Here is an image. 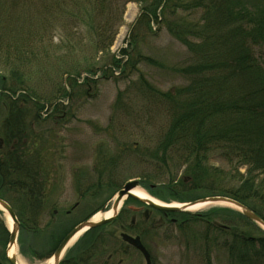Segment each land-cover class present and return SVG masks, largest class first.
<instances>
[{"label":"trees","instance_id":"1","mask_svg":"<svg viewBox=\"0 0 264 264\" xmlns=\"http://www.w3.org/2000/svg\"><path fill=\"white\" fill-rule=\"evenodd\" d=\"M129 4L140 6V16L129 32L128 50L118 59L110 52ZM24 7L27 11L18 9ZM155 21L157 30L164 25L191 54L192 63L179 72L187 85L168 93L147 85L144 94L164 99L169 115L153 148L106 147L95 163L114 167L139 160L165 176L160 185L155 175L136 177L153 197L182 204L228 198L264 221V0H0V199L17 211L24 257L40 237L23 231L39 230V220L24 215L23 198L51 194L53 171L43 167L54 164L55 154L41 131L45 104L56 96L68 101L88 96L91 85L107 79V73L113 77L112 70L121 69L120 76L137 72L142 59L131 55L142 28L152 31ZM99 56L102 63H96ZM78 68L102 77L78 85L74 76L80 73L70 75ZM64 74L72 92L59 85L53 96L44 97L34 87L36 78L54 84ZM50 106L54 121L68 116L63 104ZM214 157L228 169L213 166ZM118 173L99 177L95 189H103L102 179L112 191L120 189ZM174 217L181 231L189 223L202 224L195 242L202 239L203 264L220 257L227 264H264V234L239 212L215 209ZM8 240V231L1 230L0 255Z\"/></svg>","mask_w":264,"mask_h":264},{"label":"rangeland","instance_id":"2","mask_svg":"<svg viewBox=\"0 0 264 264\" xmlns=\"http://www.w3.org/2000/svg\"><path fill=\"white\" fill-rule=\"evenodd\" d=\"M18 9L27 11L25 7ZM139 16V5L129 4L125 8L123 23L111 49V55L117 56L119 53L122 54V51L128 50L131 43V40L129 43L128 35ZM66 24L70 25V22L66 21ZM151 24L158 27L157 21ZM153 25L152 31L146 27L142 28L136 41L137 47L131 55L134 58L138 55L142 59L137 72L132 73L127 70L119 77H112L107 73V79L99 80L97 85L90 86L88 96L80 95L70 100L69 103L65 98L57 99L56 96L54 100L51 99V103L45 104L48 112L45 109L42 112V117L46 119V122L41 131L46 134L50 143L49 148L55 154L54 163L57 164L60 185L57 195L64 196L65 200L60 204L63 210L68 209L74 202L72 170L89 168L95 163L97 152L101 149L112 150L124 143H128L129 146L137 143L140 146L153 148L158 142L169 122L167 103L159 97L153 98L150 93L148 94L151 97L144 94L148 90L147 85L161 93H168L175 88L187 85V80L179 72L192 63L191 54L169 35L164 25H160L157 31H154ZM54 40L53 42L57 44V39L54 38ZM103 58L99 56L96 63H102ZM147 59L153 62H147ZM81 71L82 69L78 68L70 75L79 74ZM67 76L69 75H61L54 81V84L36 78L34 87L44 97L53 96L59 85L65 87L67 92H72L70 79ZM60 101L66 104L63 106L66 107L68 116L64 120L57 119L58 122H56L53 116H46L51 112L50 105ZM2 119L3 114L0 107V122ZM211 163L213 166L228 169L227 163L219 158L214 157ZM151 166L133 158L123 160V163L119 162L116 167L119 172L117 182L124 185L129 179L131 181L136 180V177L155 175L157 179L155 184L160 185L165 176H162L160 171L154 170L156 166ZM172 173L174 175L176 173L174 168ZM151 197L164 204H182L174 201L168 203ZM215 209L231 208L211 205L201 212L190 213V215H205ZM9 221V217L4 212H0V231L11 229ZM185 227L184 231L173 228L171 232L165 229L158 231L155 238L156 245L152 246L153 264H203L202 239L195 242L196 236L199 238L202 234V224L189 223ZM7 245L8 243L2 251L3 255H0L1 264H8L6 261ZM17 254V258L24 264H46L49 261L24 257L19 244ZM120 259H115L112 264H118ZM127 263L129 264V260ZM141 264L146 263L142 260ZM213 264H227V262L220 257L219 259L214 258Z\"/></svg>","mask_w":264,"mask_h":264},{"label":"flooded vegetation","instance_id":"3","mask_svg":"<svg viewBox=\"0 0 264 264\" xmlns=\"http://www.w3.org/2000/svg\"><path fill=\"white\" fill-rule=\"evenodd\" d=\"M56 165L45 164L43 167L53 171L49 174L52 178L48 186L51 194L29 195L23 198V212L26 218L39 220L37 232L25 227L23 231L28 235L38 234L40 237L36 244L30 243L27 246L26 258L31 257L39 261L53 259L62 242L75 229L89 221L100 222L107 219L105 215L112 214L117 194L130 182L121 185L117 191H112L107 187V179H102L103 189H95L99 177L116 171L118 165L110 167L93 163L89 168L74 169L71 172L74 202L68 209L63 210L60 204L65 199L63 195H57L60 185ZM139 189L146 191L141 182ZM2 201L12 208L17 217L14 207ZM174 215L179 214H164L129 197L123 201L111 222L81 234L77 242L64 251L60 264H112L119 258L121 259L118 264H128L127 260L129 264H141L142 260L145 261L143 254L134 245L126 242L124 237L139 239L153 264L152 246L156 245L158 231L165 229L171 232L172 228L176 230L180 225ZM98 216L100 219L95 221ZM19 224L20 234L22 227L20 222Z\"/></svg>","mask_w":264,"mask_h":264},{"label":"water","instance_id":"4","mask_svg":"<svg viewBox=\"0 0 264 264\" xmlns=\"http://www.w3.org/2000/svg\"><path fill=\"white\" fill-rule=\"evenodd\" d=\"M140 188V182L139 181H132L127 183L124 188L117 194V197L115 199V204L113 207V211L110 217L107 219L100 221V222H94L89 221L75 229L72 233H70L66 239L62 242L60 248L58 249L57 253L53 257V264H60L61 258L63 256L64 251L69 247L71 242L77 237L83 234L85 231H89L92 229H96L100 226H103L109 222L112 221V219L117 215L118 210L120 206L122 205L123 201L127 198H133L144 205L162 212L164 214H184V213H190L188 211L189 208H192L197 205L202 206H211V205H220V206H226L228 208H231L237 212H239L247 221L250 223L256 225L264 234V221L260 219L255 213H253L250 209H248L246 206L233 201L228 198L223 197H211L206 199H201L195 202L191 203H185L181 205H168L160 203L156 200L150 199V198H142L140 196L133 195L132 192L136 189ZM183 206V207H180ZM0 211L4 212L11 221V229L9 230V243H8V249H7V261L9 264H18L17 263V254L14 253L12 256H9L8 252L9 249L15 248L17 250V242H18V236H19V228L20 224L16 218V215L12 208L2 200H0ZM124 240L132 245H134L142 254L145 259L146 264H151L150 256L146 249L143 247L139 239L133 240L129 237H124Z\"/></svg>","mask_w":264,"mask_h":264},{"label":"bare ground","instance_id":"5","mask_svg":"<svg viewBox=\"0 0 264 264\" xmlns=\"http://www.w3.org/2000/svg\"><path fill=\"white\" fill-rule=\"evenodd\" d=\"M132 194L133 195H136V196H140V197H142V198H150V199H153L154 200V198H152L151 196H149L145 191H143V190H141V189H136V190H134L133 192H132ZM157 201V200H156ZM180 207H183V206H180ZM208 206H202V205H197V206H194V207H192V208H189L188 209V211L190 212V213H197V212H201L202 210H204L205 208H207ZM111 216V214L110 213H108L107 215H105V217L107 218V217H110ZM100 219V216H98V217H96L95 218V221H98ZM9 226H10V228H11V226H12V224H11V221H9ZM79 237L80 236H77L72 242H71V244L69 245V247H71V246H73L76 242H77V240L79 239ZM14 253H16L17 254V250L15 249V248H11V249H9V252H8V254H9V256H12ZM17 257H18V254H17ZM17 263L18 264H24L22 261H20L18 258H17ZM46 264H53V259H50Z\"/></svg>","mask_w":264,"mask_h":264},{"label":"built area","instance_id":"6","mask_svg":"<svg viewBox=\"0 0 264 264\" xmlns=\"http://www.w3.org/2000/svg\"><path fill=\"white\" fill-rule=\"evenodd\" d=\"M87 78V75H82L79 79V83H82Z\"/></svg>","mask_w":264,"mask_h":264}]
</instances>
